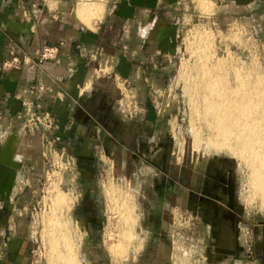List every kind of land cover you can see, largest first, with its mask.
I'll use <instances>...</instances> for the list:
<instances>
[{
    "label": "rangeland",
    "instance_id": "obj_1",
    "mask_svg": "<svg viewBox=\"0 0 264 264\" xmlns=\"http://www.w3.org/2000/svg\"><path fill=\"white\" fill-rule=\"evenodd\" d=\"M90 1L102 5L101 16L90 13L91 23L79 17V0L27 2L30 24L39 23L40 31L68 23L92 33L77 39L87 42L76 54L88 63L83 91L97 95L64 118L68 112L42 102L47 94L58 96L53 87L60 80L32 73L16 97L20 107L0 109V165L16 163L12 188L0 195V234L23 233V264H52L45 229L56 189L68 199L71 236L79 246L72 264H176L169 257L176 247L181 255L190 252L184 264H264L261 192L251 189L249 172L232 155L194 142L186 90V77L199 63L198 36L207 38L202 45L214 58L230 54L245 67L254 60L264 72V0H253L252 7L240 0ZM65 41L45 44L40 62L65 63ZM11 53L1 72L19 63ZM47 116L53 127L45 126ZM98 123L104 130L95 132ZM114 186L130 192L139 218L140 242L119 261L110 254L119 235L120 213L110 208L108 192ZM227 229L229 238L222 234Z\"/></svg>",
    "mask_w": 264,
    "mask_h": 264
},
{
    "label": "bare ground",
    "instance_id": "obj_2",
    "mask_svg": "<svg viewBox=\"0 0 264 264\" xmlns=\"http://www.w3.org/2000/svg\"><path fill=\"white\" fill-rule=\"evenodd\" d=\"M77 12L81 20L91 23V12L101 16V2L79 0ZM198 37L200 45L195 47L194 52L199 63L192 74L186 77V90L191 95L194 112L192 119L194 121L191 122L192 138L205 151L230 154L237 159L249 172L251 189L260 191L264 199V72L254 60H250L245 67L230 54L226 58H214L216 54L212 56L208 52L210 49L202 45L207 38ZM233 37L239 41L238 34H234ZM231 38L232 35L229 40H233ZM13 143L16 144L17 139ZM13 165L12 169L0 165L1 172L5 174L0 189L1 196H8L15 181L16 163ZM108 192L112 201L110 208L120 213L118 239L114 245L109 246L110 254L119 261L126 258L128 250L140 242L136 232L139 218L135 213L136 205L131 199L130 192L115 186L112 190L108 189ZM242 193V199L245 200L246 194L244 191ZM52 195L53 198H50L53 201V210L46 221L45 229L50 259L52 264H72L78 244L73 239L74 233L73 238L71 236L68 199L56 189H53ZM229 232L227 229L222 234L229 238L231 237ZM177 248L172 249L169 257L176 264H184V259L190 256V252L185 250L181 255Z\"/></svg>",
    "mask_w": 264,
    "mask_h": 264
},
{
    "label": "crops",
    "instance_id": "obj_3",
    "mask_svg": "<svg viewBox=\"0 0 264 264\" xmlns=\"http://www.w3.org/2000/svg\"><path fill=\"white\" fill-rule=\"evenodd\" d=\"M27 2L28 0H0V64L8 58L13 51L18 53V59L20 60L14 68L6 70L5 72L0 71V109H2V111H8L7 109L10 111L17 110L21 102L16 99V97L19 93L23 94L22 89L27 87L32 73L37 76H44V73H46L47 77L49 79L51 78L52 81H56L55 79L60 80V84L57 83L56 87H53L55 91H57L56 94H58V96H50L47 94L44 96L42 102L51 104V109L53 111L68 112V115L65 113L63 117L66 118V116H68V118H71L70 111L76 108L75 105H77V103L79 107H83L88 100L92 99L93 95H97L91 90L83 91L84 88H82V86L87 84L89 80L88 66L84 69L83 62H85L86 65H88V63L80 55L76 54V49L80 48L82 46L81 44L85 46L87 42L84 41L81 42V44H76L77 39L81 37L85 40V37H90L88 34L92 33L83 29L80 30L78 26L71 28L68 23H66V25L63 23H51L46 32L40 31L39 29L43 27L40 26L39 23L30 24L28 18L29 12L26 9ZM113 2L116 3L117 1L113 0ZM252 2L253 0H240L238 4L252 7V5H254ZM152 12L156 15V11ZM41 14L42 10L40 12V15ZM38 19H40L39 16L37 17V20ZM155 22L156 17L149 18L148 24L150 26H152V24L155 26ZM110 23L111 22H107L104 26L108 28ZM152 29L153 28H151V30ZM30 31L35 33L31 34ZM68 36L71 38L67 39ZM90 39L93 38L91 37ZM59 40H66L64 45L61 42L62 45H59L60 49H63L60 52V58L62 57V61L66 62L60 64H58V60L40 62V54L45 44H57ZM100 43L102 42L100 41ZM69 59L70 62H74V66L70 68V72L67 70L70 64V62H67ZM97 83L103 85L101 82ZM59 90L62 93L59 92ZM69 94L75 97L77 102L68 99L67 96H69ZM16 102L20 103L16 104ZM82 102L84 104H82ZM93 126L95 132L103 127L100 123H98V125L94 124ZM14 172L16 173V170H14ZM3 177H5V174L0 170V186L4 181ZM1 188L2 187H0V189ZM162 224L163 220H161V225ZM0 244L1 247L5 246L4 249L3 247L0 249V264H21L20 261H22L23 264L22 258L27 255L28 245L21 231L9 232L6 234L1 233Z\"/></svg>",
    "mask_w": 264,
    "mask_h": 264
},
{
    "label": "built area",
    "instance_id": "obj_4",
    "mask_svg": "<svg viewBox=\"0 0 264 264\" xmlns=\"http://www.w3.org/2000/svg\"><path fill=\"white\" fill-rule=\"evenodd\" d=\"M48 52V50H46ZM46 55V54H45ZM17 59V58H16ZM14 60V59H13ZM7 62H5V65H6ZM46 120L45 121V126L46 127H53L55 125V121L53 118L47 116V118H45Z\"/></svg>",
    "mask_w": 264,
    "mask_h": 264
},
{
    "label": "flooded vegetation",
    "instance_id": "obj_5",
    "mask_svg": "<svg viewBox=\"0 0 264 264\" xmlns=\"http://www.w3.org/2000/svg\"><path fill=\"white\" fill-rule=\"evenodd\" d=\"M7 232H5V234H6Z\"/></svg>",
    "mask_w": 264,
    "mask_h": 264
}]
</instances>
